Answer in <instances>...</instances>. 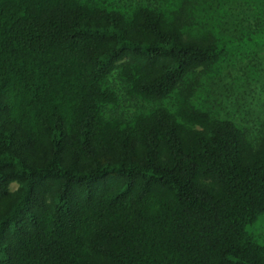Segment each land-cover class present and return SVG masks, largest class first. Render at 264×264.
<instances>
[{"label":"trees","instance_id":"obj_1","mask_svg":"<svg viewBox=\"0 0 264 264\" xmlns=\"http://www.w3.org/2000/svg\"><path fill=\"white\" fill-rule=\"evenodd\" d=\"M259 89L264 0H0V264H264Z\"/></svg>","mask_w":264,"mask_h":264},{"label":"rangeland","instance_id":"obj_2","mask_svg":"<svg viewBox=\"0 0 264 264\" xmlns=\"http://www.w3.org/2000/svg\"><path fill=\"white\" fill-rule=\"evenodd\" d=\"M259 71L260 70L251 75L254 80H261V76L258 75L260 73ZM231 79H233L234 84V87L231 90V93H233L235 88H240L244 83L245 78L243 76H235L234 73ZM256 96L260 102V104L254 106V109L257 111V117L254 115L252 122L247 124L251 137L260 135L264 130V89H259ZM13 186H15V184ZM249 230L254 233L260 243L264 244V213H262L259 218L249 226Z\"/></svg>","mask_w":264,"mask_h":264}]
</instances>
